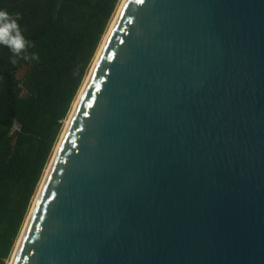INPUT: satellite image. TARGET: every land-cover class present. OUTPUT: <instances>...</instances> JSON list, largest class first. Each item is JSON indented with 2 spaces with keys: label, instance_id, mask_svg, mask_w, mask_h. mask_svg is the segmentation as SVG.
<instances>
[{
  "label": "water",
  "instance_id": "water-1",
  "mask_svg": "<svg viewBox=\"0 0 264 264\" xmlns=\"http://www.w3.org/2000/svg\"><path fill=\"white\" fill-rule=\"evenodd\" d=\"M10 264H264V0H126Z\"/></svg>",
  "mask_w": 264,
  "mask_h": 264
},
{
  "label": "trees",
  "instance_id": "trees-1",
  "mask_svg": "<svg viewBox=\"0 0 264 264\" xmlns=\"http://www.w3.org/2000/svg\"><path fill=\"white\" fill-rule=\"evenodd\" d=\"M119 2L0 0V9L21 14L23 34L35 45L29 52L39 55L12 65L0 46V264L13 254Z\"/></svg>",
  "mask_w": 264,
  "mask_h": 264
},
{
  "label": "clouds",
  "instance_id": "clouds-1",
  "mask_svg": "<svg viewBox=\"0 0 264 264\" xmlns=\"http://www.w3.org/2000/svg\"><path fill=\"white\" fill-rule=\"evenodd\" d=\"M21 14L16 12L10 14L6 9H0V46L9 49L11 56L9 62L12 65L18 63L19 59L39 60V55L35 52H29L34 48V42L23 34L19 24Z\"/></svg>",
  "mask_w": 264,
  "mask_h": 264
},
{
  "label": "rangeland",
  "instance_id": "rangeland-1",
  "mask_svg": "<svg viewBox=\"0 0 264 264\" xmlns=\"http://www.w3.org/2000/svg\"><path fill=\"white\" fill-rule=\"evenodd\" d=\"M122 2H123V0H120L119 5H118L117 10H116V13L114 14V17H113V19H112V21H111V23H110V26H109V28H108L106 34L109 32L110 28L112 27L113 22H114V20H115V18H116V16H117L118 10H119V8L121 7ZM106 34H105V37L103 38V40H105V38H106ZM103 40H102V41H103ZM103 42H104V41H103ZM101 44H103V43H101ZM100 46H101V45H100ZM98 50H99V49H98ZM97 53H98V52H97ZM97 55H98V54H96V57H97ZM96 57H95V59H96ZM95 59H94V61H95ZM94 61H93V63H92V66H91V68H90V71H91V69H92V67H93V65H94ZM90 71H89L88 75L86 76V78H85V80H84V83H83L82 87L84 86V84H85V82H86V80H87V78H88V76H89V74H90ZM23 72H24V71H23ZM23 72L21 73L20 77L22 76ZM82 87H81V89H80V92H81V90H82ZM80 92H79V94H80ZM79 94H78V96H77V98H76V101H77V99H78V97H79ZM76 101L74 102V104H73V106H72V110L70 111V114H69V116H68V119H67L66 122H65V126H64L63 132H62V134H61L59 140H58L57 143H56V146H55V149H54V152H53V155H52L51 161H50V163L48 164V167H47V169H46V171H45V173H44V176H43V178H42V181H41V183H40V186H39V188H38V190H37V193H36V195H35V197H34V199H33V203H32L31 209H30V211H29V214H30V212H31V210H32V207H33L35 201H36V198H37L38 192H39L40 187H41V185H42V182H43V180H44V178H45V175H46V173H47V171H48V169H49V166H50V164H51V162H52V159H53V157H54V153H55V151H56V149H57V147H58V145H59V142H60V140H61V138H62V135H63V133H64V131H65V128H66L67 122H68V120H69V118H70V115H71V113H72V111H73V108H74V105H75ZM29 214H28V217H29ZM28 217H27V219H28ZM27 219H26V221H27ZM26 221H25V224H26ZM25 224H24V226H25ZM23 228H24V227H23ZM22 231H23V229H22ZM21 234H22V232H21ZM21 234H20V236H21ZM20 236H19V238H18V240H17V243H16V246H15V248H14L13 254H12L10 260L8 261V264L11 263V260H12V257H13V255H14V252H15V250H16V247H17V245H18V242H19Z\"/></svg>",
  "mask_w": 264,
  "mask_h": 264
},
{
  "label": "bare ground",
  "instance_id": "bare-ground-1",
  "mask_svg": "<svg viewBox=\"0 0 264 264\" xmlns=\"http://www.w3.org/2000/svg\"><path fill=\"white\" fill-rule=\"evenodd\" d=\"M125 1H126V0H123V2H122V4H121V7H120L119 10H118L117 16H118L119 12L121 11V9H122V7H123ZM117 16H116V18H117ZM116 18H115V20H116ZM115 20H114V22H115ZM114 22H113V25H114ZM113 25H112V27H113ZM112 27L110 28L109 32L107 33L106 38H105L103 44L101 45V47H100V49H99V52H98V55H97V57H96V59H95V61H94V65H93V67L95 66V64H96V62H97V60H98V58H99V56H100V54H101V52H102V50H103L104 44H105V42H106V40H107V38H108V35H109V33H110ZM93 67H92V69H93ZM92 69H91V70H92ZM90 72H91V71H90ZM89 76H90V74H89ZM89 76H88V78H87V80H86L84 86L82 87V90H81V92H80V94H79V97H78V99H77V101H76V103H75V105H74L73 111H72V113H71V115H70V118H69V120H68V122H67L66 128H67L68 123H69V121H70V119H71V117H72V114H73L74 109H75V107H76V105H77V103H78V100H79V98L81 97V95H82V93H83V90H84V88H85V86H86V84H87V82H88V80H89ZM66 128H65V130H66ZM46 174H47V173H46ZM45 176H46V175H45Z\"/></svg>",
  "mask_w": 264,
  "mask_h": 264
}]
</instances>
